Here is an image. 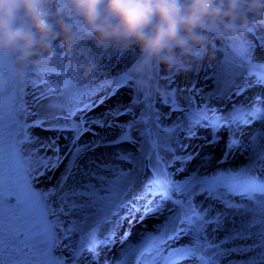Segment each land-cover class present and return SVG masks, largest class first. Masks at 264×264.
<instances>
[{
	"label": "snow or ice",
	"instance_id": "1",
	"mask_svg": "<svg viewBox=\"0 0 264 264\" xmlns=\"http://www.w3.org/2000/svg\"><path fill=\"white\" fill-rule=\"evenodd\" d=\"M250 36L211 76L204 70L211 90L197 88L194 78L188 87L173 88L176 76H161L167 112L156 100L142 104L132 91L128 105L88 117L121 87H131L127 67L108 95L88 102L92 91L69 95L66 78L29 72L17 86L0 59V79H7L0 87V264H99L100 249L116 243L115 228L125 220L131 226L137 215L143 226L138 240L116 264H222L233 255L245 256L242 264H264V59L257 55L264 54V36ZM38 84L47 86L40 99L63 98L68 110L56 111L63 106L54 102V111L29 122L34 113L25 97ZM178 91L189 95L181 99ZM123 115L130 120L114 122ZM97 127L119 134L108 139ZM31 129L57 135L42 141ZM222 131L224 151L209 171ZM86 133L92 139L81 143ZM193 140L202 143L189 151ZM237 154L244 163L231 166ZM61 165L51 187H37ZM148 219L155 221L151 230ZM130 235L129 228L120 243Z\"/></svg>",
	"mask_w": 264,
	"mask_h": 264
},
{
	"label": "clouds",
	"instance_id": "2",
	"mask_svg": "<svg viewBox=\"0 0 264 264\" xmlns=\"http://www.w3.org/2000/svg\"><path fill=\"white\" fill-rule=\"evenodd\" d=\"M253 33L264 34V0H0V59L18 85L27 66L46 70L54 46L71 55L91 39L106 50L135 52L132 90L144 105L166 89L143 74L198 72L223 62L213 42L236 50ZM83 71L90 78L94 66Z\"/></svg>",
	"mask_w": 264,
	"mask_h": 264
},
{
	"label": "rangeland",
	"instance_id": "3",
	"mask_svg": "<svg viewBox=\"0 0 264 264\" xmlns=\"http://www.w3.org/2000/svg\"><path fill=\"white\" fill-rule=\"evenodd\" d=\"M256 37L264 36V34L261 33H255ZM252 36L249 37L251 39ZM212 50L215 52L216 57L219 59L220 57H224V60L222 63H218L214 66H209V64L205 63L200 66V69L198 72L194 71H188L186 75L183 76H177L172 72H165L162 68H156L153 70L151 75L143 74V78L148 79L150 82H158L159 86L166 89L165 81H163L160 77L165 75H172L174 74L175 77V83L172 85L173 88H185L190 86L192 82V78L196 80V87L201 88L204 87L206 91L211 90L212 81L208 80L205 81L203 79L204 77V70L206 69L208 72V75L211 76L213 74V70L218 69L222 65H224L226 58H231L232 53L234 50L232 49H225L223 46L217 47V44L215 42L211 45ZM257 55L264 59V54L257 53ZM103 56L105 59L100 63L99 66V59ZM123 56L126 59L120 62H116L115 60L109 61L108 58L110 57H119ZM136 54L134 51H129L126 53H120L112 50H106L96 45V43L91 39H86L84 41H81L77 45V49L75 52H73L71 55H68L65 53L64 49L59 46H54V53L50 60L46 61V70L41 72L38 69L27 66L25 68V79L30 72L34 78H52L54 81L64 79L66 78L71 82V89L69 92V95L74 93H88L92 91V94L88 97V102L93 101H99L101 98H104L108 93L114 89L115 84L114 80L117 77L119 73H121L125 68L127 67V76L129 78L130 82V88L129 87H121L119 92L112 96L111 99H107L104 104L100 105L99 107L94 108L91 112L87 113L88 117H98L101 116L103 113H105L110 108H116L118 105L126 106L131 100V93H132V87H133V74L129 71L130 64L135 60ZM199 59V57L195 58ZM91 64L94 66V73L91 75L90 78H86L84 71H83V65L84 64ZM194 67V66H193ZM7 72L11 76L12 81L17 85L23 84H17L15 79L12 76V73L10 69L7 66ZM5 80L7 83V79ZM6 85V84H5ZM87 85V86H85ZM47 86L43 84H38L36 87H30L28 89V95L25 97L26 104L28 105V108L31 112L34 113V115H31L28 117V121L31 122L32 120L38 118V117H44L45 115L49 114L50 112L54 111L52 108H50L51 103H59L63 107L61 109H57L56 111H63L66 112L70 105L63 99V98H51V99H40L43 92L45 91ZM255 91H258V89H253L252 91H249L247 95L250 97L253 95ZM195 95V93H192ZM178 97L183 99V97H186L189 95L188 92H177ZM241 100L244 99V97L240 98ZM157 106L161 108L162 112H167L168 108L166 106H163L162 103H160L161 98H158L157 100ZM197 101L199 102V97H197ZM215 103V101L213 102ZM137 112H139V108H137ZM38 114V115H35ZM130 116L123 115L118 117L116 120H114L115 123H125L128 120H130ZM175 118V116L173 117ZM77 121L79 120V116L76 117ZM108 120H112V117H108ZM170 121H165V123H169ZM95 127V126H93ZM252 129H247L246 131L250 132ZM33 133L38 135L41 140H45L48 137H54L57 134L55 132H46L41 131L40 129H31ZM96 131L101 133V135H107L108 139H112L115 136L119 134L118 128H96ZM69 136H71V133H68ZM135 135V132L133 133ZM200 135H208V133L201 129ZM220 135L223 137L220 144L215 148L214 152L213 149L205 148L204 152H213L215 159L212 161L211 167L209 168V171L215 170V168L218 166L216 164V160L220 158V156L223 154L224 151V142L227 139V133L222 131ZM92 139L91 133H86L81 141L83 143L85 140ZM61 145V154L65 151L64 145L67 144V141L63 139V136H61L60 141ZM202 143L200 140H193L191 142L192 147L189 148V151L194 150L195 146ZM124 148H131L132 146L129 144L122 145ZM98 152L104 151L103 149H98ZM108 151H111L109 149ZM43 155V151L41 152ZM48 155H52L51 152H48ZM196 162H193V165ZM244 163V157L237 154L236 158L231 161V166H237ZM229 165H219V167H228ZM192 165L189 166V169H191ZM63 170V165H61L60 169H57L55 173L49 172L45 176L40 177L39 182L37 183V187L39 188H47L51 187L56 179L59 177L60 172ZM48 176H51L52 179L49 180ZM155 221L152 219H148L144 221V225L147 226L148 230L152 229L153 224ZM142 225L139 223V215L136 216V222L133 223L131 226L129 225L128 221L125 220L121 225L117 226L115 228L116 231V243L111 246V249L108 248H101L100 249V256H99V264H105L107 261L108 264H116V262L120 259L122 250L127 247L128 244L135 243L138 240V234L142 230ZM130 228L131 235L129 236L128 240L124 243H120V237L123 236L124 232ZM224 233L220 232L217 233L218 237L223 236ZM185 241H181V243H184ZM67 255V254H65ZM246 259L245 256H237L233 255L224 261H222V264H229V260L231 261V264H242V262Z\"/></svg>",
	"mask_w": 264,
	"mask_h": 264
}]
</instances>
